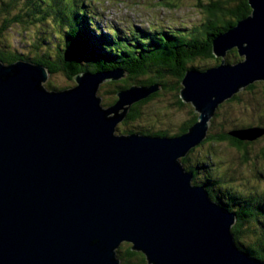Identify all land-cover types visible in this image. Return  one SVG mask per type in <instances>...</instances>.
Masks as SVG:
<instances>
[{
	"label": "water",
	"instance_id": "water-1",
	"mask_svg": "<svg viewBox=\"0 0 264 264\" xmlns=\"http://www.w3.org/2000/svg\"><path fill=\"white\" fill-rule=\"evenodd\" d=\"M248 2L251 14L213 39L221 63L186 72L180 97L198 121L177 137L116 134L131 106L157 91L132 86L104 108L99 87L122 71L49 90L45 66L0 61V264H122L125 243L147 264H264L235 242L236 213L194 185L182 162L215 114L264 83V0ZM234 49L243 60L227 63ZM229 135L255 141L264 128Z\"/></svg>",
	"mask_w": 264,
	"mask_h": 264
},
{
	"label": "trees",
	"instance_id": "trees-1",
	"mask_svg": "<svg viewBox=\"0 0 264 264\" xmlns=\"http://www.w3.org/2000/svg\"><path fill=\"white\" fill-rule=\"evenodd\" d=\"M20 2L28 11L26 14L27 19L32 18L33 21H39L40 23L46 21V24L56 32L45 40L42 37L32 39L31 45L36 51L32 58L15 53L7 54L0 50V61L5 64H12L20 60L32 61L45 66L50 75L62 73L69 80L85 73L122 71L126 73L124 79L109 81L105 85L112 87L111 94L115 96L111 105H114L118 100L117 95L120 91L129 89L132 86L157 88V91L147 99L131 106L126 119L123 121L124 124L138 121L144 116L142 113L143 107L150 105L154 100L169 92V89L175 96V105L180 108L185 107L186 104L180 97V90L186 72L189 69L204 71L219 65L221 59L215 58L212 52L213 39L236 26L238 22L247 18L252 12L248 0H216L207 4L200 2L199 7L206 13V21L203 23V27H193L183 34L180 31L169 33L160 30L139 29L140 39L131 40L126 36L121 38L119 34L111 39L109 35L108 37L100 30L99 26L95 25L96 21H92L87 13L81 14L76 10L65 12V9L58 8L59 5H63V0H12L1 5L2 11H7ZM34 17L35 19H33ZM21 19L17 16L14 19H4V22ZM67 20L72 21L68 27L65 26ZM42 43L51 44L55 54L53 55L50 51L41 52L40 45ZM227 55L231 56L226 59L227 63L242 61L236 49L231 50ZM198 61L199 63L196 64ZM210 61H214L213 66L208 64ZM168 77L176 81L173 87L170 86L167 80ZM257 84H263L264 89V83L257 82L244 91L254 92ZM50 90L65 89L52 87ZM237 96L226 103H231ZM191 114L188 119L182 122L180 129L173 135L165 130L156 133H147L146 131L134 133L129 131V133L122 132L121 134H144L157 137L181 136L187 133L198 121V114L195 113L194 108ZM249 127L263 128L252 125L236 126L234 129L218 136L208 134L207 139L200 146L210 142L228 143L238 150L242 163H249L251 160L249 156L250 149H252L253 144L260 142L264 136L255 141H239L229 135L232 131ZM196 149L182 159L185 170L191 172L194 176L193 184L204 185L212 199L218 200L228 210L236 213L237 222L232 228L235 242L240 249L243 248L242 250L251 257L264 262V189L261 192L255 190L244 193L247 191L236 188L233 179L228 183L229 179L226 174L218 170L215 162L210 157L206 156L201 159L195 157L192 161ZM259 155L264 157V149L263 152L260 150L255 157ZM261 162L264 165V161ZM254 168L256 173L261 169L264 171V167L254 165ZM258 175L264 176L261 173H258ZM259 231L260 239L253 242L254 238L257 239ZM244 240L248 244L244 243ZM118 257L122 264H147L145 256L142 253L134 252L131 245H127V243L124 248L121 245L118 250Z\"/></svg>",
	"mask_w": 264,
	"mask_h": 264
},
{
	"label": "rangeland",
	"instance_id": "rangeland-1",
	"mask_svg": "<svg viewBox=\"0 0 264 264\" xmlns=\"http://www.w3.org/2000/svg\"><path fill=\"white\" fill-rule=\"evenodd\" d=\"M11 1L0 0V50L7 54L15 53L32 58V55L36 52L31 45L32 39L42 37L45 40L50 38L56 31L50 28L46 21L40 23L39 21H33L32 18L27 19L26 14L28 11L21 2L13 5L7 11H2L1 5ZM212 1L216 0H63V5H59L58 8L65 9V12L76 10L81 14L87 13L92 21H96L95 25L99 26L100 30L107 36L109 35L110 37H108L111 39L119 34L121 38L126 36L131 40H136L140 39L139 29L160 30L169 33L180 31L183 34L193 27H203V23L206 21V13L199 7L200 2L207 4ZM17 16H19V19L22 17V19L4 22V19H14ZM71 23V20H67L65 26L68 27ZM40 50H42L41 52L50 51L53 55L55 54L51 44L42 43ZM230 57V55H227L225 60ZM241 59L243 60V58ZM198 63L199 61L196 64ZM208 64L213 66L214 61H210ZM167 80L170 86L173 87L176 81L171 77H168ZM106 83L100 85L97 94L102 99L101 105L104 108L111 106L115 97L111 94L112 87L105 86ZM74 86V79L69 80L62 73L50 75L48 82L45 84V87L49 90L52 87L67 89ZM263 90V84L256 86L254 92L249 91V95L215 114L210 122L208 134L218 136L234 129L236 126L252 125L264 128ZM192 109L191 104H186L183 108L175 105V96L169 89V92L154 100L150 105L143 107L142 113L144 116L138 121L129 124L120 123L117 126L116 134L121 135L122 132L129 133V131L134 133L141 131L156 133L165 130L173 135L180 129L182 122L192 115ZM263 149L264 138L253 144L252 149H250V162L242 163L240 154L235 147L228 143L210 142L194 151L192 161L195 157L201 159L208 156L215 162L218 170L226 174L229 179L228 183L233 179L236 188L247 191L244 193L255 190L261 192L264 189V176H259L258 173L264 175V171L261 169L256 173L254 165L264 167L261 162L264 161V157H261L262 154L255 157L260 150L263 152ZM256 238L253 239V242L260 239V231ZM244 243L248 244L246 240H244ZM124 245L126 243L122 244L123 248Z\"/></svg>",
	"mask_w": 264,
	"mask_h": 264
},
{
	"label": "bare ground",
	"instance_id": "bare-ground-1",
	"mask_svg": "<svg viewBox=\"0 0 264 264\" xmlns=\"http://www.w3.org/2000/svg\"><path fill=\"white\" fill-rule=\"evenodd\" d=\"M146 24V23H145ZM112 25V24H111ZM146 33V32H145Z\"/></svg>",
	"mask_w": 264,
	"mask_h": 264
}]
</instances>
